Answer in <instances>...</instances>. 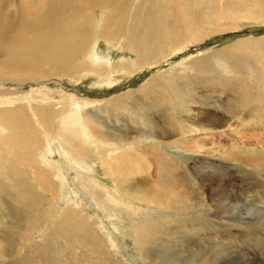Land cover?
<instances>
[{
	"label": "rangeland",
	"instance_id": "obj_1",
	"mask_svg": "<svg viewBox=\"0 0 264 264\" xmlns=\"http://www.w3.org/2000/svg\"><path fill=\"white\" fill-rule=\"evenodd\" d=\"M158 1L159 0H149L145 8L143 5V12L146 10L144 12V17L149 15V8L152 4L157 5L159 8H165L163 4L161 5ZM259 1L260 0H178L179 9L182 10V13H185L184 16L180 14L181 23L184 24L183 28L186 31L189 26V28L195 32L194 35L199 38L186 49V52L174 55L172 58V55L170 57L168 56L171 53L169 49L163 47L168 45L167 43H170V41L167 40V42L161 44L162 46H157V48L156 46H149L146 48V59L148 63L152 62L154 58L160 61L163 59L162 55H164V53L165 55L167 54L166 57H169L168 60L167 58L164 62H161V60L154 67H149L147 63H144V67L140 70L127 71L123 68L124 66H119V62L123 61L121 60L123 57L130 60L129 62H138L135 60L138 59L141 50L139 49V45H137V41L133 42L131 40L129 44L125 45L126 47L124 46V48L122 47V49L120 47V42L109 45L105 41L99 39L97 51L106 56H110L112 60V68L110 66L109 68L107 67L108 72L110 73V70L114 68L118 69V72H114L113 86L106 84L110 81L107 79L106 81L103 80L104 82L101 84L102 80L97 77L96 74L86 71L87 74L84 69L81 70L80 73L72 76L65 74L51 75L50 69L53 66L50 68L47 63L42 62L43 60H41V62L44 63V66H41L40 71L43 70L45 74L48 75L45 78L20 82L12 80L7 82L2 78L0 80V93L2 89L13 91L8 94L11 97L9 96L5 99L11 101L14 99L15 104L18 103V106H22L20 102L26 103V101L29 102L30 106L42 105V97H44L46 92H49L53 97L52 100L56 101L57 104H55V108L60 109V111L63 108V112L66 109H71L73 104L75 103L74 105H76V102L79 101V103L82 104L79 106L80 111H82V114L85 116L89 127H99V124L103 125V123L90 121L92 120V116L93 118L95 115L100 116L98 113L100 110L97 109H99L98 107H100L103 102L108 103L110 102L109 100L118 95L129 93L127 94L128 98L130 96L128 99L130 100L129 104L117 108L116 112L118 114L115 118L119 120L111 119L107 120L108 122L106 121L107 125L111 126L109 127L110 130L108 128L105 129L104 126H101V128L104 129L103 132L105 134L119 135V137L124 136L125 139L123 142L127 141L132 144L124 147L120 146L118 151L111 154V156L99 153L100 151L102 152L99 146L96 147L91 144L88 146L87 151H84L85 154L77 155L80 151L76 149L78 151L76 155L78 156V160H80V167L83 166L82 168H86L85 170L87 171V173L82 175L70 166L69 163H71V161L69 160V156L59 153V150H55L56 152L51 154V156L42 154L41 157L43 159L50 158L53 162H57V160L63 162L64 160L63 164L66 168L64 174L67 177L68 187L74 194L77 192V195L82 199V205L86 209L84 213L87 212L91 213V215H96V218L93 219L95 224L87 225L85 223L82 225V223L77 222V216L75 214L71 216L70 222L64 220L65 216H63L60 211L54 215L58 210L55 209L57 206L61 205L64 207L66 205L67 201L65 202V199L61 197L59 203L52 209V211H54L51 212L50 216L48 215V218L52 220L49 224L44 225L45 228H49L45 230V232L42 231L43 233L40 230L41 226H36L38 230L34 229L33 231L29 228L30 231L28 233V227L23 224H14V222H10V220L0 221V228H2L0 234L9 237V241H0V249H2L5 244L14 242L13 244L17 249L16 251L33 254L34 261L30 259L27 264H149V262L144 260L135 249L131 228L137 223L140 224L144 218L149 220L150 218H156L158 213L161 215L162 207L157 204H148L134 199L135 204L140 207L139 212L135 215L132 214L133 211L131 212L125 208L115 209L114 207L116 206H114V204L110 206V204L107 203L108 200L106 199L104 189L102 188V190L99 186L96 188L91 182V178L95 176V178L98 179V184L102 182V185L110 186L111 189L114 187L113 178H111L110 175L106 176L104 174L106 167L103 158L106 156V158L111 159L115 156V165H118L121 171H126L127 176L131 179L133 176H135V178L146 176V178L150 177L153 182H159L160 186H162L160 188H162L161 190L163 192L160 191L164 196V200L166 198H172L173 200L176 199V201H185L184 205L187 202L189 205L203 206L199 201H196L201 200L205 204L203 207H206L211 213H214L216 206H219L220 201L223 199L227 202H238L236 211L243 212L242 217L244 216V220L248 222L243 225H236L234 223L228 224L220 217H214L212 214L207 215V213H200L206 212L205 210H189V213L183 216L184 220H177L176 223L179 225H191L196 230H193L185 236L184 239H186L188 243L187 246L184 245L185 247H181L182 242L180 241H178L180 244L171 241L172 239L176 241L180 236L169 237L165 243H168L171 248L173 247L172 245H177L175 246L176 249L185 248V254L192 255V249H196L197 246H199L202 249L196 250L195 253L197 252L196 254H200V252L207 247L205 243L212 246L215 243L222 242L223 238L219 236L221 233L220 231L227 229L233 234L232 237L229 236V238L232 239L231 245L233 246H228L225 249L223 248L225 244L221 243L217 248L218 250L225 249L232 256L240 249L248 261L255 262L260 260V262L264 264V252L262 251L264 250V0H261V2ZM120 2L124 4L129 1L120 0ZM194 10L197 12L199 11V13L196 15ZM155 19L157 20V18L154 17L153 20ZM86 35L92 36V33H87ZM126 35L128 34L126 33ZM122 40L124 42L129 41V38L125 36ZM185 42H187V40L183 41L179 46ZM31 50V53L30 51H26L23 55L28 56L27 53H29L31 56L29 55L28 57L36 60V50ZM83 53L84 52H82V54ZM259 53L263 54L261 55ZM0 57L3 56L0 54ZM259 58L260 61L263 60V62H260ZM125 63L126 61L124 60L123 64ZM88 65H90L89 61H87V66ZM43 71L40 74H44ZM152 86L153 88L149 89ZM154 86H157L159 89ZM167 88H169V90ZM176 89H178L180 93H177L178 91ZM182 89L183 91H181ZM146 91L148 92L146 93ZM133 92L136 96L133 95ZM192 92H196L194 98L197 101L190 99L189 102L187 97H189ZM186 93L188 94L186 95ZM5 94L7 95V93ZM163 94L170 100L159 101ZM70 96H74L71 101L69 99ZM80 100L83 101L81 102ZM135 100H137L138 106ZM49 101H51V99H49ZM84 101H90V104H83ZM141 101L144 104L143 107L140 105ZM46 102L45 104L48 103ZM1 105L9 106L11 104L4 103ZM216 107L220 108L214 111H224V109L232 110L228 113L230 117L229 122L226 121V123L221 124L212 120L211 113L213 108ZM186 108L189 110L187 111ZM68 110L67 112H69ZM233 111L236 113L235 117H232ZM106 113L111 114V118L114 115L113 111H102L101 116H103H100L101 119H104L103 117H110L109 115H105ZM136 114L138 116L135 117L134 115ZM144 115L147 119L142 117ZM137 118L139 120L145 119L146 124H139L136 121ZM148 118L149 121H147ZM202 118L208 119L205 125L215 123L220 126L228 127L231 131L227 130V132H224L223 128L208 129L209 127H207V129H202L205 125L198 124V122L203 121ZM58 121H60V119H58ZM125 122L127 124L126 128L129 130L124 129ZM231 125H235V127L232 129ZM144 128L147 139H142V129ZM166 129H168L169 134L172 135L167 134ZM61 133L63 135V131H61ZM64 134V136L69 139V142L76 140V136H73L72 133L70 134V131L64 132ZM146 140H148V142H146ZM59 144L61 147L63 144L65 145V139H62ZM117 144L121 145L122 142L115 143L111 146H115L114 148H116ZM8 145L7 147H10L3 150L4 152L1 149H5V147L0 146L1 153H5V151L8 152L4 155H17L22 158L25 157L24 159L30 156L15 152L17 148L14 144ZM57 145V142L53 144V146ZM101 145L104 146L105 143H101ZM109 147H105L104 149L101 148L104 152L105 149L107 151ZM124 148H126V150H124ZM144 149L146 150V154H144L145 152L141 153ZM119 151H121V154ZM152 159H156L157 162L160 161L161 164H159V169L157 168L156 160L153 162ZM209 165L212 167L206 169ZM128 170L130 172H128ZM205 170L213 171L219 175L217 177H212L213 183L211 185L209 182H205L201 175H199ZM171 171H173V173ZM186 171H189L188 173L194 176L195 185L199 190L198 195L200 197H192V200L188 197L180 198L177 196L175 185L171 184L173 182L167 186L171 180L169 174L175 175L176 173V175H178L179 172ZM113 172L116 171L113 170ZM21 173L24 175L23 172ZM24 176L26 179V175ZM129 177L128 179L130 180ZM14 179L13 176L9 175L8 178L4 180L10 181L9 184H6V189H19V186L14 184ZM30 184L33 187H40L38 181L35 179H33V181L30 180ZM5 188L1 187V189L4 190ZM220 190H222V192ZM226 192L230 193L229 199L225 198L227 195ZM52 203L55 204L54 202ZM34 206L30 205L31 209L34 208L35 210L38 207L43 209L42 212L46 210L45 203L36 202ZM1 213L2 212H0V214ZM80 216H82V214ZM7 217L9 216L4 215L0 218L1 220H5ZM257 219H262V223H256L257 225L249 224L250 220H254L255 222ZM64 221H66V225L63 224ZM204 224H209V228L211 229V231H205L208 235L203 234L202 231L195 232L197 229L202 230L201 226ZM212 226L216 230L212 229ZM51 229H53V231ZM69 230L72 233H76V235L70 233L69 236ZM89 230L92 234L90 238L88 237V234L90 235ZM93 233L95 234L93 235ZM241 233L247 234L239 236ZM35 235H39V238L35 237ZM107 236H112L109 237L111 238L112 244L108 242ZM166 236L167 235H164V238H166ZM203 237H205L204 240H202ZM81 239H83V241L78 243ZM114 240L116 244L113 243ZM35 241L41 243V246H43L39 252L31 248V243ZM15 242H18V244H15ZM24 243L26 245H24ZM217 249L216 253L218 252ZM4 255L6 259L3 261V264H9L13 259V255L10 253L5 254V252ZM226 257H223L222 261ZM238 259H241L240 256L237 260ZM237 260L235 259V262ZM222 261L219 263H222ZM247 262L246 264H248ZM223 263L228 264L227 258Z\"/></svg>",
	"mask_w": 264,
	"mask_h": 264
},
{
	"label": "bare ground",
	"instance_id": "obj_2",
	"mask_svg": "<svg viewBox=\"0 0 264 264\" xmlns=\"http://www.w3.org/2000/svg\"><path fill=\"white\" fill-rule=\"evenodd\" d=\"M128 1L129 2L123 4V2H120V0H0V54L1 56H3L0 57V80L2 78H4L3 80H6L7 82L11 80L19 81V82L31 80V79L40 80L48 76L47 74H45L43 70L42 71L44 72V74L43 73L40 74L42 72L40 71L41 66H44V63H47L50 68L51 66H53L50 69L51 75L65 74L72 76L80 73L81 70L84 69L85 72L87 71L89 73L96 74V76L102 80L101 84L107 79L110 81H108L106 84L113 86L114 72H118V69L114 68L110 70L111 71L110 73L108 72L107 67L109 68L110 66L112 68V64H111L112 60L110 56H106L102 53H99V51H97V45L99 39L105 41L109 45L110 44L114 45L113 43L120 42L121 48L122 47L124 48L125 45H128L131 40L133 42L137 41V45H139V49L141 50L138 59L135 60L138 62L137 63L129 62L130 60H127L125 57L121 59L123 61L124 60L126 61L125 64H123V61L119 62V66L120 65L124 66L123 68L129 72L142 69L144 67L143 66L144 63H147L149 67L151 66L154 67L161 60H162L161 62L166 61V58L168 60L171 55L172 58L174 55H178L179 53L186 52V49H188L189 46L192 45V43L198 40L199 37L197 38L196 35H194L195 32H193L189 28V26L187 27L188 29L186 30L187 33L183 28L184 24L181 23L182 20L180 14L184 16L185 13H182V10L179 9L180 6L178 4V0H159L158 2H160L161 5L163 4V7L165 8H159L157 5L152 4L150 5L149 8L150 9L149 15L145 17H144V12L146 10L143 12L144 10L143 5L145 8L149 0H128ZM259 2H261V0ZM195 12L196 15L199 13V11L198 12L195 11ZM154 17L157 18V20L156 19L153 20ZM87 33H92V36H87L86 35ZM126 33L128 35H126ZM125 36L129 38V41L124 42L122 40V38ZM167 40L170 41V43H167L168 45L163 47L169 49V51L171 52L170 55H168L169 57H166L167 54L165 55L164 53V55H162L163 59H161L160 61L154 58L152 62L148 63L146 59V48H148L149 46H153V47L156 46L157 48V46L159 45L162 46L161 44L167 42ZM186 40L187 42L179 46V44H181L183 41ZM31 49L36 50L35 53L37 54L36 60L35 59L33 60V58L28 57L30 55L29 53H27L28 56L23 55L24 53H26V51L27 52L30 51L31 53L32 51ZM19 51H24V52H19ZM82 52L84 53L82 54ZM41 60H43L42 62L44 63H42ZM87 61H89L90 63V65L88 66H87ZM261 61L263 62V60ZM152 88L153 86L149 89ZM167 89L169 90V88ZM176 90L178 91V89ZM148 91H146V93ZM181 91H183V89ZM10 92L13 91L2 89V92L0 93L1 95L7 93V95L5 94L4 96L0 95L1 96L0 97V146L5 147V149H1V150L2 151L6 150L7 148L10 147L9 145L14 144L17 148L15 152L24 153L25 155L27 154V156L28 155L30 156H28L27 159H24L25 157L22 158L17 155L16 156L4 155L8 153L6 151L5 153H3L4 151L2 153L0 152V186L4 188L7 187L6 184H9L10 181H4V180L8 178L9 175L13 176V179L15 177V179L13 180L14 184H17L19 186V189L5 188V190L1 189L0 187V212H2L0 214V217L4 215L9 216L5 220H1L0 218V221L10 220V222L13 221L14 224L15 223L23 224L24 226L28 227L27 228L28 233L30 231L29 228H31V231H33L34 229H37L38 226H41L40 229L41 232L42 231L45 232V230H48L49 227L45 228L44 225L49 224L50 221L52 220L48 218L51 212L54 211V210L52 211V209H54L57 203H59V199L63 197L62 199H65V202L67 201L66 205L64 207H62L61 205L57 206V208L55 209L58 210L55 212L54 215H56V213L60 211V213L63 216H65L64 220L70 222L71 216L75 214L77 216V222L82 223V225L85 223L87 225L95 224V221L93 219L96 218V215H91V213L85 212L87 214L86 215L84 213L86 209L82 205L83 204L82 199L80 198V196L77 195V192L76 194H74L68 187L67 177L64 174V171H66L65 165L63 164L64 160L63 162L61 160H57V162H53L50 158L43 159L41 155L48 154L49 156H51V154H54L56 152L55 150H59V153L66 154L67 156H69L70 158L69 160L71 161V163H69L70 166L73 167V169H75L80 175H82L84 173H87V171L85 170L86 168L85 169L82 168L83 166L80 167V160H78L77 155L85 154L84 151H87V148L88 146H90V144L96 147L99 146V149L102 150V152L100 151L99 153H102L106 156H111V154L117 152L120 146L124 147L129 144H132L131 142H127V141L123 142L125 139L124 136L119 137V135L116 136L112 134H105L103 132L104 129L101 128V126H104L105 129L106 128L109 129V127L111 126L107 125L108 122L107 120L118 119L115 118V116L118 114L116 112L117 108H119L120 106H127L129 104L130 100L128 99L130 98V96L129 98L127 97V94L129 93H125V95L124 94L118 95L115 98L109 100L110 102L108 103L103 102L104 104L102 103L100 107H98L97 105V107L99 108L97 110H100L98 111L100 116L102 111H106V112L113 111L114 115L111 118L110 116L111 114L106 113L105 115H109L110 117H103L104 119H101L103 115L101 117L95 115L94 118L92 116V120L89 119L90 121L103 123V125L99 124L100 125L99 127H89L85 119V116L82 114V111H80L79 106L82 104H80L79 101L76 102V105H74L75 104L74 103L71 109L69 110L66 109L63 112L62 111L63 108L61 111L60 109L55 108V104L57 103L56 101L52 100L53 97L49 92H46L44 97H42L43 104L39 106L33 104H32L33 106H30L28 101H26V103L20 102V105L22 106H18V103L15 104L14 99L12 101L5 99L10 96L8 95ZM177 93L180 92L178 91ZM187 94L188 93H186V95ZM195 95L196 92H192V94H190L189 97H187L188 101L190 102V99L197 101L194 98ZM165 96L166 95L163 94L161 100L159 101L170 100L169 98L167 99V96L166 97ZM72 97L74 96L69 97L70 101L72 100ZM49 99H51L52 102L49 101ZM46 100L47 102L49 101L50 103L49 102L47 103ZM80 101L82 102L83 100ZM135 101H136V105L138 106L137 100ZM45 102L47 104H45ZM4 103H8L11 105L2 106L1 104ZM84 103L90 104V101L89 102L84 101L83 104ZM140 105L141 107L144 106L142 101L140 102ZM67 110L69 112H67ZM188 110L189 109H187V111ZM137 114L134 116L135 117L138 116ZM142 117H145V115ZM58 119H60V121H58ZM142 120H139L138 118L136 119V121L139 124L143 123L145 125L146 124L145 119ZM147 121H149V118ZM126 127L127 124L125 122L124 129L129 130ZM166 130H167L166 133L169 134L168 129ZM61 131H63V135ZM67 131H70V134L72 133L73 136L75 135L77 141L74 140L72 142H69V139L66 136H64L65 135L64 132ZM144 131L145 128L142 129L143 132L142 139L147 137ZM62 139H65V145L63 144V146L61 147L59 143L60 141H62ZM55 142L58 143L57 146H53ZM118 142H122V144L121 145L117 144L116 148H114L115 146H111ZM146 142H148V140H146ZM101 143H105V145L103 146L101 145ZM7 145L9 147H7ZM101 147L103 149L105 147L106 148L109 147V148L107 149V151L105 149V151L103 152V149ZM76 149L80 152L77 153L78 151ZM124 150H126V148H124ZM145 151L146 150L144 149L141 151V153ZM120 152L121 151H119V153ZM144 154H146V152ZM106 156H104L103 158L104 159L103 162L106 167L104 174L106 176L110 175L111 178H113L114 187L111 189L110 186L102 185L101 184L102 182L98 184L97 182L98 179L95 178V176L91 178V182L93 183V185L96 186V188H98L97 186H99L101 187V189L102 188L104 189L106 199L108 200L107 203H109L110 206L111 205L113 206L114 204V206H116L114 207L115 209L125 208L131 212L133 211L132 214L134 215L140 210V207H138L135 204L134 199L138 201L146 202L148 204H157L162 207L161 215L160 213H158L156 218H150V219L148 218L149 220L144 218L140 224L138 223L135 225L132 224L133 227L131 228L134 247L138 251L139 255L144 260H147L149 264H222L226 258L228 264H246L248 260L242 254V251L239 248H238L239 253L237 252L232 256L230 253H228L227 250H225L228 246L231 247L233 246L231 245L232 239L229 238V236L232 237L233 234L227 229L220 231L221 233L219 234V236L223 238L222 242L219 241L220 243L217 244L215 243L212 246H210V244H206L203 241L205 243V246L207 247L203 249L200 252V254H196L197 252L195 253L196 250L202 249L199 246H197L196 249L193 248L195 250L192 249L193 251L192 255L191 254L186 255L185 248L176 249L175 246L177 245L175 246L172 245L173 247L171 248V246L168 243H165L167 242L169 237H175L178 235L180 236V238H178L176 241H173V239L170 240L174 243H179L178 241L182 242L181 247L187 246L188 243L186 242V239H184L185 236H187L190 232L196 229L191 225H185V224L179 225L176 222L177 220H184L183 216L187 215L189 213L188 211L192 209H195L196 211L205 210L206 212H200V213H205V214L207 213V215L212 214L214 217H220L223 220H225L224 222H227L228 224L234 223L236 225L239 224L243 225L248 223L247 220H244V216L242 217L243 212L238 211L239 212L238 213L236 211L238 202L232 203L230 201L227 202L226 200L223 199L220 201L219 206L217 205L218 207L215 205L216 209L214 210V213H211V211H209L206 207H203L205 206V204L201 200H196V201H199V203L202 204L203 206L189 205L187 202L184 205L185 201L183 202L181 200L176 201V199L173 200L172 198L170 199L166 198L164 200V196L161 193L162 188H160L162 186H160L159 182H153V180L148 176H147L148 178H146V176H143L142 178H135V176H133V178L131 179L129 176H127L126 171H121L118 168V165L117 166L115 165V156H113L111 159L106 158ZM152 160L153 162H155L156 159H152ZM159 164H161L160 161L157 162L156 160V165L158 169H159ZM210 167L212 166L209 165L206 169H209ZM113 170H115L116 172H113ZM21 172H23L24 175H26V179ZM128 172L130 171L128 170ZM171 172L173 173V171ZM186 172H179L178 175H176V173L175 175L169 174V178L171 180L167 184V186H169V184L173 182L171 184L175 185L174 187L175 190L177 191L176 194L180 198L188 197L189 199H191L192 197H196V198L200 197L198 195L199 190L195 185L194 176L189 174L188 173L189 171L187 173ZM199 175H201V177L205 182L207 183L209 182L210 185L213 183L212 177L219 176L217 175V173L208 170L203 171ZM128 177L130 178V180L128 179ZM33 179L38 181L40 187H33L30 184V180L33 181ZM220 191L222 192V190ZM226 193L227 195L226 197L225 196L224 197L229 199L230 193L228 192ZM126 196H128L129 198ZM36 202L42 204L45 203V207H46L45 212H42L43 209L38 207L34 210L35 208L34 205ZM52 202H54L55 204H53ZM30 205H33L34 208L31 209ZM165 209L166 210L169 209V210L166 211ZM81 214L83 217L80 216ZM261 221L263 220L257 219L255 222L254 220H250L249 224L257 225L256 223L261 224L262 223ZM65 223L66 221L63 222V224ZM201 227L202 230L197 229V231L195 232L202 231L203 234L208 235V233L205 231H211V229L209 228V224H204ZM1 229L2 228H0V230ZM212 229L216 230L213 226ZM51 230L53 231V229ZM70 230L68 231V235L72 233ZM73 234L76 235V233H72V235ZM94 234L95 233H93V235ZM243 234H247V233H241L239 236H242ZM39 235H35V237L39 238ZM164 235H167L166 238H164ZM91 236H92L91 233L90 235L88 234L89 238ZM109 237L112 236H107L108 242L112 244L111 238ZM204 239L205 237H203L202 240ZM0 241H9V237L7 235L4 236L0 234ZM80 241H83V239L79 240L78 243ZM13 243L9 242L8 244H5L2 249H0V264H3V261L6 259L4 252L5 254L10 253L11 255H13V259L11 262H9V264H14V263L27 264L30 261V259L34 261L33 254L23 253L22 251H16L17 249L15 248ZM113 243L116 244V241L114 240ZM221 243L225 244V247H223L225 249L218 250L217 248ZM15 244H18V242L17 243L15 242ZM31 244H32L31 248L34 249V251L36 252H39L40 249L43 248V246H41V243H37L36 241ZM24 245L26 244L24 243ZM216 249L218 250L217 253H216ZM262 251L264 252V250ZM239 256L241 259L237 260ZM223 257L226 258H224V260L222 261ZM235 259L237 260L236 262ZM220 261H222V263H219ZM247 263L263 264L262 262H260V260L255 262L248 261Z\"/></svg>",
	"mask_w": 264,
	"mask_h": 264
},
{
	"label": "crops",
	"instance_id": "obj_3",
	"mask_svg": "<svg viewBox=\"0 0 264 264\" xmlns=\"http://www.w3.org/2000/svg\"><path fill=\"white\" fill-rule=\"evenodd\" d=\"M217 108H220V107L213 108V111L211 113L212 120L214 122L221 123V124L222 123H226V121L229 122L230 121V117H229V114L228 113H229V111H232V110H226V109H224V111L223 110L214 111ZM202 114H203V112H202ZM235 114H236L235 111H233L232 117H235ZM207 121H208V119H203V121L198 122V124L199 125H205ZM235 125H231V128L233 129L235 127ZM207 127H209L208 129H211L212 127L215 128V129H222L223 128L224 132H227V130L228 131H231V129H229L228 127L220 126V125L215 124V123L205 125L203 128L207 129Z\"/></svg>",
	"mask_w": 264,
	"mask_h": 264
}]
</instances>
